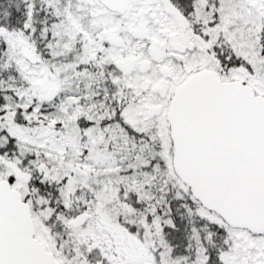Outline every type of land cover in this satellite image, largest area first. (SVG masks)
I'll return each mask as SVG.
<instances>
[{
	"label": "snow or ice",
	"instance_id": "6c2138e0",
	"mask_svg": "<svg viewBox=\"0 0 264 264\" xmlns=\"http://www.w3.org/2000/svg\"><path fill=\"white\" fill-rule=\"evenodd\" d=\"M0 264H264V0H0Z\"/></svg>",
	"mask_w": 264,
	"mask_h": 264
}]
</instances>
